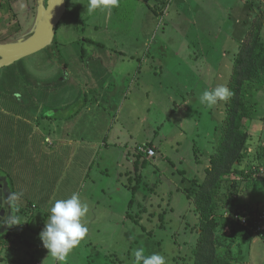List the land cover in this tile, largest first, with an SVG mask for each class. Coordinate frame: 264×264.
Segmentation results:
<instances>
[{
  "label": "rangeland",
  "instance_id": "1",
  "mask_svg": "<svg viewBox=\"0 0 264 264\" xmlns=\"http://www.w3.org/2000/svg\"><path fill=\"white\" fill-rule=\"evenodd\" d=\"M11 1L25 34L11 35L14 28L4 15L5 43L31 36L41 16L40 0ZM87 3L66 0L56 43L0 69L11 87L8 93H16L8 97L7 87H1L0 98L7 96L14 108L22 103L28 108L23 95L33 86L38 106L26 109L31 117L16 128L10 144L0 143L4 151L10 148L8 160L25 183V204L30 200L32 212L29 231L22 237L15 233L10 248L0 247V264H57L39 239L42 217H48L55 200L73 193L87 206L82 223L88 232L63 264H133L140 248L145 255L164 256L167 264H192L193 229L200 217L179 170L188 178L204 177L209 154L220 141L227 102L209 109L199 96L221 84L229 89L234 57L255 19L264 34V0H119L118 7L92 14ZM24 73L29 78L22 84ZM138 90L143 95L135 98L136 108H129ZM261 91L254 93L257 115L243 122L251 140L245 142L239 170L258 163L255 157L264 146ZM166 93L176 96L169 100ZM124 94L130 95L126 105L113 108ZM144 94L149 96L145 103ZM240 178L232 174L230 187L216 190L211 219L215 235L225 242L217 252H228L225 258L232 264H264V238L245 237L237 224L238 218L255 214L241 201L262 200L264 181L239 194Z\"/></svg>",
  "mask_w": 264,
  "mask_h": 264
},
{
  "label": "trees",
  "instance_id": "2",
  "mask_svg": "<svg viewBox=\"0 0 264 264\" xmlns=\"http://www.w3.org/2000/svg\"><path fill=\"white\" fill-rule=\"evenodd\" d=\"M250 5H253V2ZM245 7L248 8L249 4L245 5ZM10 20H15L14 12L11 9ZM261 24L260 20L255 19L250 25L234 57L228 82L231 96L226 102L225 117L220 126L221 137L209 154V163L205 167L204 177L202 179L197 177L188 178L182 173L184 171L179 170L182 175L181 181H187L183 190L188 198L192 197L191 200H193L195 210L200 217L196 228L193 229L196 232V242H194L196 245L194 246L195 249L193 248L194 261L192 264H232L233 261L225 258V254L228 252H224L223 255L217 252L218 249L225 248V242L222 238L215 235L217 224L211 219L215 202L219 197L216 190L221 189V186L225 184V186L230 187L228 183L230 182V175L235 173L241 177V180L237 181L239 186L235 187V191L239 192V194L240 192L244 193V190L246 192L248 190L251 191L252 188H256L259 184L261 185V181H264V146L260 148L255 157V160L259 161L258 163L248 166L247 169H237V166L242 163L247 153L245 142L251 140L250 136L243 130V122L257 115L256 110L259 102L254 98V93L262 89L261 92L263 93L261 94H264V34ZM85 41L87 40L85 39ZM55 43L54 37L52 43L47 47H52ZM28 78V73H24L21 78L22 84ZM18 84L19 82L16 85ZM25 97L28 100V108H38L37 100L34 99L33 86L25 89L23 100ZM0 99L5 102V105L9 104V100L6 97ZM16 106H18L17 103ZM20 108H24L23 103ZM46 116L51 117L48 114ZM149 145L151 144H145L147 147ZM197 153L198 149L195 146L194 156ZM141 154L136 155L139 161L144 156ZM145 162L142 160L140 166H144ZM129 180L132 181V178L130 177ZM133 186L137 188L138 184H133ZM241 202L244 204L242 207L251 214L253 212H261L264 209V197L262 200L251 202L255 204L254 206L244 200ZM252 206L254 207L253 209ZM159 218V227H163L164 210ZM244 232L245 237H248V235L259 237L252 234L250 229L246 230L244 228ZM262 234L264 237V232ZM232 244L233 241L231 240L227 247Z\"/></svg>",
  "mask_w": 264,
  "mask_h": 264
},
{
  "label": "flooded vegetation",
  "instance_id": "3",
  "mask_svg": "<svg viewBox=\"0 0 264 264\" xmlns=\"http://www.w3.org/2000/svg\"><path fill=\"white\" fill-rule=\"evenodd\" d=\"M9 8L12 12L14 11L13 2L11 0H0V30L2 28L1 24L5 21L3 19L4 15L10 19ZM14 15V21H8V19L5 21L9 27L14 28L11 35L17 34L20 36L25 34L23 33L25 29L22 30L23 23L16 18L15 11ZM4 41L5 37H1L0 34V43H5ZM7 67L8 66H3L0 69H5ZM1 87L3 89L7 87V93L11 88L8 85V81L4 82L3 79L0 78V88ZM15 94L16 93H8V97L15 96ZM8 100V105L0 104V143L3 145L6 143L10 144V141L14 139L16 128L19 126L23 127L30 118L28 111H26L28 108H14L11 99ZM12 108H14V110H12ZM4 129H8V133L5 132ZM5 148V151L0 148V150L3 151V155L0 154V161L5 160L3 163L0 162V247L10 248L15 245L13 244L15 233L20 232L24 234L28 231L32 212L30 211V200L27 201V205L25 204L27 188H22V186H25V183L21 181V178L16 176L14 169L11 168L10 161L8 160L10 157V148L7 146H5ZM23 178L24 177H22V179Z\"/></svg>",
  "mask_w": 264,
  "mask_h": 264
},
{
  "label": "clouds",
  "instance_id": "4",
  "mask_svg": "<svg viewBox=\"0 0 264 264\" xmlns=\"http://www.w3.org/2000/svg\"><path fill=\"white\" fill-rule=\"evenodd\" d=\"M118 6L119 0H88L85 8L89 14H92L98 9L110 10ZM230 96V90L221 84L204 90L199 96V102L212 109L220 102L227 101ZM86 213L87 206L76 193L52 203L45 226L39 233V239L43 247L48 250V256L50 255L57 264H63L72 249L86 236L88 229L82 223V217ZM133 264H167V262L164 256L158 253L145 255L144 249L140 248L134 251Z\"/></svg>",
  "mask_w": 264,
  "mask_h": 264
},
{
  "label": "water",
  "instance_id": "5",
  "mask_svg": "<svg viewBox=\"0 0 264 264\" xmlns=\"http://www.w3.org/2000/svg\"><path fill=\"white\" fill-rule=\"evenodd\" d=\"M38 8L41 16L31 36L16 43H0V68L28 57L52 43L57 25L66 10V0H40Z\"/></svg>",
  "mask_w": 264,
  "mask_h": 264
},
{
  "label": "built area",
  "instance_id": "6",
  "mask_svg": "<svg viewBox=\"0 0 264 264\" xmlns=\"http://www.w3.org/2000/svg\"><path fill=\"white\" fill-rule=\"evenodd\" d=\"M140 150L147 152L148 155L153 153L152 150L140 147ZM242 225L252 228L254 231L264 232V209L261 212L255 213L252 216H242L237 219Z\"/></svg>",
  "mask_w": 264,
  "mask_h": 264
},
{
  "label": "crops",
  "instance_id": "7",
  "mask_svg": "<svg viewBox=\"0 0 264 264\" xmlns=\"http://www.w3.org/2000/svg\"><path fill=\"white\" fill-rule=\"evenodd\" d=\"M256 3V2H255ZM104 83V82H103ZM157 84H159V87L160 88H163V84L159 81ZM155 91H157V92H160L161 90H158V89H156V87H155ZM137 92V94L136 95H134V96H132L131 95V98L129 99L128 97L130 96V95H125L124 94V100L123 101H119L118 103L117 102H115V105L113 104V108H123L125 105H126V102H127V99H129L128 101H132L131 102V104H130V106H129V108H136V101H135V98L136 97H140V96H142L143 95V93L140 91V90H138V91H136ZM145 93H150V91L148 92V91H146ZM145 96H144V98H143V100H144V103H145V101L147 102L148 101V99H149V96H148V94H144ZM166 97H167V99H169V100H171V98H175V94H170V93H166ZM156 98V97H155ZM185 103H186V101H184L182 104H181V106H184L185 105ZM91 108V107H90ZM155 151H158V149H157V147H156V145H155ZM43 213V212H42ZM42 219H44V220H46L47 219V216L43 213V217H42ZM34 220V219H33ZM30 224H31V220H30ZM29 231V230H28ZM22 235L23 234H21V236L20 237H22ZM38 264V263H37Z\"/></svg>",
  "mask_w": 264,
  "mask_h": 264
},
{
  "label": "bare ground",
  "instance_id": "8",
  "mask_svg": "<svg viewBox=\"0 0 264 264\" xmlns=\"http://www.w3.org/2000/svg\"><path fill=\"white\" fill-rule=\"evenodd\" d=\"M237 224L240 225L241 228H243V229L245 228L246 230H248V229L252 230V234L259 236L260 238H264L262 233L256 232L252 228H249L247 226L242 225L240 222H237Z\"/></svg>",
  "mask_w": 264,
  "mask_h": 264
}]
</instances>
